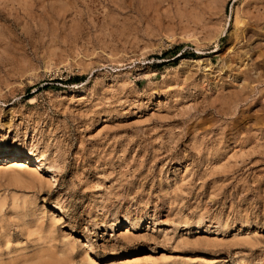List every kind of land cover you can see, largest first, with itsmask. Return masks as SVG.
<instances>
[{
    "label": "rangeland",
    "instance_id": "374dc122",
    "mask_svg": "<svg viewBox=\"0 0 264 264\" xmlns=\"http://www.w3.org/2000/svg\"><path fill=\"white\" fill-rule=\"evenodd\" d=\"M263 2L0 0V264H264Z\"/></svg>",
    "mask_w": 264,
    "mask_h": 264
},
{
    "label": "bare ground",
    "instance_id": "6f19581e",
    "mask_svg": "<svg viewBox=\"0 0 264 264\" xmlns=\"http://www.w3.org/2000/svg\"><path fill=\"white\" fill-rule=\"evenodd\" d=\"M262 1V0H261ZM264 1V0H263ZM258 2V1H257ZM259 3V2H258ZM264 3V2H263ZM257 5V4H256ZM261 4H259V6H260ZM257 7V6H256ZM261 7V6H260ZM257 9H259V8H257ZM262 9H263V11H264V5L262 6ZM262 18V17H261ZM264 21V20H263ZM238 23H241L240 21L238 22ZM240 76H242L243 77V79L244 80H247V81H249V82H253L252 81V78L250 77V74H249V71H248V69L247 70H245V71H243V72H240ZM238 94V93H237ZM27 155V154H26ZM11 156H17V155H15V154H10V155H8V157H11ZM20 156V155H19ZM26 158V157H25ZM19 164L21 165L22 163H20L19 162ZM41 163H37V167H40L41 165H40ZM19 165V166H20ZM38 169V168H37ZM52 180H53V178H52ZM136 228V227H135ZM132 230V229H131Z\"/></svg>",
    "mask_w": 264,
    "mask_h": 264
}]
</instances>
